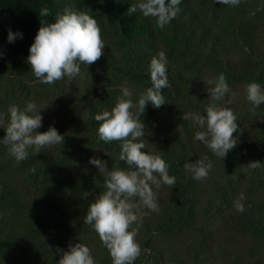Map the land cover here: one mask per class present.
Here are the masks:
<instances>
[{
    "label": "trees",
    "instance_id": "1",
    "mask_svg": "<svg viewBox=\"0 0 264 264\" xmlns=\"http://www.w3.org/2000/svg\"><path fill=\"white\" fill-rule=\"evenodd\" d=\"M135 2L0 0V31L22 33L6 52L8 73L0 70V111L6 113L14 100L24 108L21 97L31 94L39 104L33 97H42L46 85L27 63L29 48L40 19L54 22L65 7L90 9L102 30L103 56L81 68H102L127 79L134 101L151 86L152 57L164 51L171 87L161 90L166 103L159 108L149 103L141 117L146 125L143 151L160 154L176 182L156 190L159 209L143 219L137 236L141 254L134 264H166L171 256L186 264H205L218 254L224 264H264V119L253 114L255 110L264 116V104L254 109L246 93L253 81L264 88V0H241L235 7L214 0H181L182 11L163 30L139 11L128 13ZM42 8L49 9L47 17L39 15ZM221 73L231 91L220 103L233 110L238 125L233 134L237 144L223 159L195 140L199 129L182 119L189 111L205 114L211 98L204 81ZM79 82L64 78L52 86L71 90ZM106 86L96 97L86 87L68 92L62 110L41 111L38 130L55 127L64 136L63 145L35 155L30 148L28 158L17 162L0 141V264H32V255L41 264H58L57 247L66 251L70 243L106 248L84 223L89 204L104 191V179L89 159L106 160L109 169L127 167L119 160L120 142L105 143L98 137L95 115L111 110L122 95V87ZM203 156L213 167L205 179L196 180L184 164ZM253 161L262 166L249 169ZM85 191L90 193L87 199ZM240 193L245 196L243 213L234 207ZM210 212L217 214L219 226L210 223ZM243 255L249 259L240 263ZM97 264H112L110 254Z\"/></svg>",
    "mask_w": 264,
    "mask_h": 264
},
{
    "label": "clouds",
    "instance_id": "2",
    "mask_svg": "<svg viewBox=\"0 0 264 264\" xmlns=\"http://www.w3.org/2000/svg\"><path fill=\"white\" fill-rule=\"evenodd\" d=\"M214 2L235 7L241 0ZM180 4L181 0H136L128 8V13L139 11L143 17L154 19L157 27L163 30L182 11ZM90 11L69 6L56 14L54 22L40 19L41 26L27 57V63L40 83L53 85L64 78L74 79L81 74L82 64L89 67L103 56L105 42L102 30ZM39 15L47 17L49 9L42 8ZM17 36H22V33L9 30L8 41L13 42ZM168 63L165 52H158L150 61L151 86L138 100L134 101L133 92L122 86V95L117 97L114 107L95 115V120L100 122L99 140L105 143L119 141V160L127 165L126 168L113 165L109 169L106 160L89 159V163L99 170L104 179V191L89 204L84 223L98 234L110 254L112 264H134L141 254L137 236L143 219L159 209L156 190L162 185L172 187L176 182V177L169 175V165L160 154L143 151L146 147V125L141 117L149 103L155 108L166 103L161 90L171 87ZM204 83L210 86L207 91L211 98L205 114L189 111L183 113L182 119L199 129L195 132V140L203 142L213 155L223 159L237 144L233 136L238 128L237 117L231 108L220 103L231 89L223 73ZM246 93L254 109L264 104V88L260 83H248ZM40 113L34 101L28 102L22 109L10 105L6 113L0 112V128L5 131L2 143L17 162L28 158L30 148L38 154L42 148L64 143V136L55 127L50 126L44 132L37 131L42 127ZM253 114L264 119L255 110ZM261 166L260 161L247 165L253 170ZM212 167V160L208 156L184 164L185 171L190 172L196 180L205 179ZM89 195V192H83V198L87 199ZM244 199V194L240 193L234 201L238 212L245 211ZM56 251L61 253L58 264H97L90 247L81 242L70 243L66 251L57 247Z\"/></svg>",
    "mask_w": 264,
    "mask_h": 264
},
{
    "label": "rangeland",
    "instance_id": "3",
    "mask_svg": "<svg viewBox=\"0 0 264 264\" xmlns=\"http://www.w3.org/2000/svg\"><path fill=\"white\" fill-rule=\"evenodd\" d=\"M9 30L16 33L13 29H10V28L5 30V34H4V32L0 31V70L2 73H8L7 67L4 66L5 61H6V52L19 39V36H17V38L13 42H9L8 41ZM97 71H98V73H97ZM95 75H97V77ZM76 78L80 81L79 82L80 85L77 83L78 86H73L71 88V90L68 88H64L63 86L61 88H59L58 86L56 87V86H52V85H46L44 87V88H46L45 89L46 91L44 92L42 97L37 98L36 95L34 94L35 96L33 95L34 96L33 99L39 100V104L37 105L38 109L41 111H44L47 109H50L51 111H53L52 110L53 108L55 110L59 107V110H62L63 109L62 103L66 101L65 96L68 95L67 93L68 92L72 93V92L78 91V90H84L85 89L84 87L88 88V90L91 92V94L96 97L97 95L99 96V95L103 94L104 89H106V87H107L106 85H109L110 83L115 85V86H119L120 88L122 86H127L129 84L127 82V79L120 78L119 75L116 76V75H112V73H106L102 68H98L96 70H93L91 68H88V69H86V68L82 69L81 68V74L79 76H77ZM84 83H87V85H83ZM81 85H83V86H81ZM243 93L244 92H241L240 95H242ZM28 97L30 98V100L25 99ZM28 97L22 96L21 101L25 102L26 104L28 102L32 101V94L29 95ZM12 103H13V105L18 106V102L15 103V100ZM20 104L22 105L23 103H20ZM0 112H3V111H0ZM0 131L2 133V138L0 141H2L3 137L5 135V131L3 128H0ZM37 131L38 132H44L41 130L39 131L38 129H37ZM6 149H7V147H6ZM30 153H31V155H35V152L33 149ZM210 215H211V217L209 219H210V223L212 224V226L213 227L219 226V220L217 218V214L210 212ZM88 246L92 250V255H93L94 259L97 261V263L99 262L100 259L109 255L108 250L104 247H101V245H96L95 243H89ZM248 259H249L248 255L247 256L243 255L242 257H240V259L238 261L240 263H245ZM38 261H39V259H37L36 256L32 255V264H41V262H38ZM25 264H28V262L26 261ZM166 264H186V262H182L176 256H171L166 261ZM205 264H224V259L222 258L221 254H218L214 259H210V261H207Z\"/></svg>",
    "mask_w": 264,
    "mask_h": 264
}]
</instances>
